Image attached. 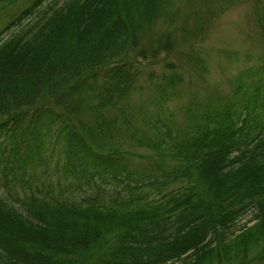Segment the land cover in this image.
Wrapping results in <instances>:
<instances>
[{
    "label": "trees",
    "instance_id": "trees-1",
    "mask_svg": "<svg viewBox=\"0 0 264 264\" xmlns=\"http://www.w3.org/2000/svg\"><path fill=\"white\" fill-rule=\"evenodd\" d=\"M47 1L0 0V264H229L264 250V60L179 121L164 107L176 78L156 84L155 113L130 102L141 61L174 46L172 31L144 41L168 0H63L23 27Z\"/></svg>",
    "mask_w": 264,
    "mask_h": 264
},
{
    "label": "rangeland",
    "instance_id": "rangeland-1",
    "mask_svg": "<svg viewBox=\"0 0 264 264\" xmlns=\"http://www.w3.org/2000/svg\"><path fill=\"white\" fill-rule=\"evenodd\" d=\"M164 10L151 23L144 41L149 48L153 40L168 31L173 32L174 46L170 51L151 54L143 61V73L138 87L131 94V105H142L155 113L156 84L164 77L176 78L172 96L164 105L174 110L181 121L179 108L195 97L207 101L213 91L230 92L242 70L259 66L264 60V0H168ZM63 0H48L23 27L37 21L43 11H51ZM50 6H52L50 8ZM89 112V111H88ZM90 117V116H89ZM124 149L135 153L153 154L149 146L122 139ZM134 159L149 163L148 160ZM53 173V169L50 170ZM38 173L41 175V171ZM42 177V176H41ZM112 190V185H105ZM250 213L248 217H252ZM238 222L237 233L246 222ZM252 220L248 225H252ZM247 260H233L229 264H264L262 247L253 248ZM180 264V262H179Z\"/></svg>",
    "mask_w": 264,
    "mask_h": 264
}]
</instances>
